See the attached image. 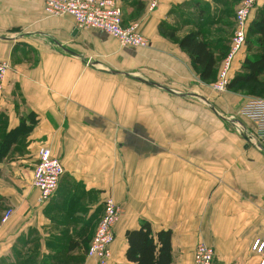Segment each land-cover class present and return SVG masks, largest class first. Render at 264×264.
Segmentation results:
<instances>
[{"label": "crops", "instance_id": "obj_1", "mask_svg": "<svg viewBox=\"0 0 264 264\" xmlns=\"http://www.w3.org/2000/svg\"><path fill=\"white\" fill-rule=\"evenodd\" d=\"M150 1L121 0L123 24L137 22L149 42L135 48L76 28L71 16H45L41 0H0V61L9 64L0 141L22 121L30 127L0 158V264H94L82 243L107 196L122 210L108 264H134L124 235L143 221L171 230V264H193L199 242L213 248V264H258L252 245L264 241V125L241 106L264 96L213 92L162 30L174 27L180 38L210 27L202 33L219 56L239 1L158 0L149 10ZM261 18L264 0H256L250 23ZM247 45L232 77L253 52ZM217 109L235 118L239 135L219 126ZM41 146L64 169L42 205L32 185Z\"/></svg>", "mask_w": 264, "mask_h": 264}, {"label": "built area", "instance_id": "obj_2", "mask_svg": "<svg viewBox=\"0 0 264 264\" xmlns=\"http://www.w3.org/2000/svg\"><path fill=\"white\" fill-rule=\"evenodd\" d=\"M43 13L47 17L71 16L76 28L96 29L105 32L117 40L123 47L146 48L148 40L139 31L138 23L123 24L121 0H41ZM158 0H151L148 9L152 10ZM256 0H240L234 11L233 31L228 49L217 68L216 78L211 87L217 92L227 89L235 56L246 44V35L250 24L251 12ZM9 64L0 61V89H2ZM241 110L255 115L257 122L264 125V97H251ZM64 172L62 163L51 154L46 146L39 147L37 162L33 169L32 185L38 190L37 203L47 202L58 188ZM121 208L111 196L103 203V213L90 239L85 257L94 264H108L109 246L114 240L113 227ZM11 215V210L5 211L2 221ZM252 251L258 256V264H264V241L255 240ZM214 251L210 245L203 242L194 248L193 264H213Z\"/></svg>", "mask_w": 264, "mask_h": 264}, {"label": "trees", "instance_id": "obj_3", "mask_svg": "<svg viewBox=\"0 0 264 264\" xmlns=\"http://www.w3.org/2000/svg\"><path fill=\"white\" fill-rule=\"evenodd\" d=\"M162 30L166 36L176 40L178 46L186 52L190 58L191 66L200 80L206 82L215 80L216 63L219 58H223L228 47L218 56L200 29L190 31L180 38L176 37L177 30L174 27L163 24ZM245 42L248 44L247 50H250L252 46L255 50L250 55L246 54L240 71L230 79L227 87L231 91L241 90L247 94L264 96L262 80V76H264L263 18L249 24ZM29 129L30 127L22 121L15 129L9 131L0 141V158L7 153L18 136L28 132ZM124 236L127 241L125 251L127 261L134 264H171V230L154 231L148 221H143L139 227L127 230ZM89 242L90 240H85L82 243L85 251Z\"/></svg>", "mask_w": 264, "mask_h": 264}, {"label": "rangeland", "instance_id": "obj_4", "mask_svg": "<svg viewBox=\"0 0 264 264\" xmlns=\"http://www.w3.org/2000/svg\"><path fill=\"white\" fill-rule=\"evenodd\" d=\"M231 1H232V0H231ZM234 1H235V0H234ZM232 3H233V1H232ZM233 4H234V3H233ZM228 6H229L228 4H224V5H223V7H226V8H227ZM204 11H205L204 14L209 13V11H207V9H205ZM203 17H204V16H203ZM223 17H224V16H222V19H224ZM209 28H210V27H206V28L204 27V28H203L204 33H208V30H206V29H209ZM211 29H212V28H211ZM203 31H202V32H203ZM209 31H211V30L209 29ZM218 31H219V30H218ZM218 31H217V32H218ZM209 33L211 34V32H209ZM249 36H250V35H249ZM246 45H247V44H246ZM251 50L254 51L255 48L252 47ZM212 83H213V81H208V82H206L205 84H208V86L211 87ZM211 88H212V87H211ZM227 90H229L228 87H227L226 91H227ZM226 91H224V92H226ZM213 92H215V93H217V94H218V93H219V94L224 93V92H217V91H215V90H213ZM237 92H243V93H244V91H241V90H238ZM217 115H218V124H219V126H220L222 129L225 128V127L228 128V129L231 128V129H233V131L236 130L238 133H237L236 131H235V132L239 135L240 127H238V126L234 123V122H236V121L234 120L235 118H234V119H230V117H228V121H226V120H225V115L223 114V111H220L219 109H217ZM218 128H219V127H218Z\"/></svg>", "mask_w": 264, "mask_h": 264}]
</instances>
